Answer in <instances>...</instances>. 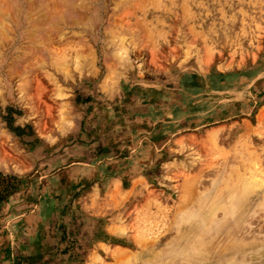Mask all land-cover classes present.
Returning <instances> with one entry per match:
<instances>
[{"label": "rangeland", "instance_id": "1", "mask_svg": "<svg viewBox=\"0 0 264 264\" xmlns=\"http://www.w3.org/2000/svg\"><path fill=\"white\" fill-rule=\"evenodd\" d=\"M0 264H264V0H0Z\"/></svg>", "mask_w": 264, "mask_h": 264}, {"label": "crops", "instance_id": "2", "mask_svg": "<svg viewBox=\"0 0 264 264\" xmlns=\"http://www.w3.org/2000/svg\"><path fill=\"white\" fill-rule=\"evenodd\" d=\"M92 146V145H91ZM6 205L7 208H10L11 205L10 204H4L3 207ZM12 208V207H11Z\"/></svg>", "mask_w": 264, "mask_h": 264}, {"label": "bare ground", "instance_id": "3", "mask_svg": "<svg viewBox=\"0 0 264 264\" xmlns=\"http://www.w3.org/2000/svg\"><path fill=\"white\" fill-rule=\"evenodd\" d=\"M207 263V262H206ZM213 263V262H212Z\"/></svg>", "mask_w": 264, "mask_h": 264}]
</instances>
